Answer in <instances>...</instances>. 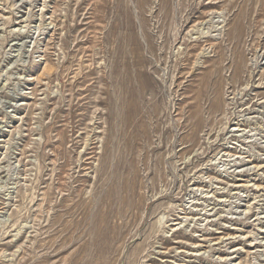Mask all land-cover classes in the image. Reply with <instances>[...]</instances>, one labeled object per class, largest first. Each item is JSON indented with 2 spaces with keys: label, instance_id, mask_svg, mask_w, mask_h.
Wrapping results in <instances>:
<instances>
[{
  "label": "rangeland",
  "instance_id": "1",
  "mask_svg": "<svg viewBox=\"0 0 264 264\" xmlns=\"http://www.w3.org/2000/svg\"><path fill=\"white\" fill-rule=\"evenodd\" d=\"M0 264H264V0H0Z\"/></svg>",
  "mask_w": 264,
  "mask_h": 264
}]
</instances>
